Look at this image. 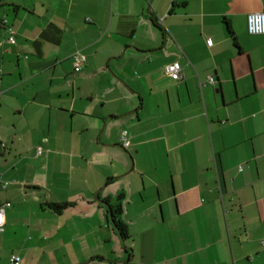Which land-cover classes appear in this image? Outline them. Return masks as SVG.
Returning <instances> with one entry per match:
<instances>
[{"label":"crops","instance_id":"0c3cea01","mask_svg":"<svg viewBox=\"0 0 264 264\" xmlns=\"http://www.w3.org/2000/svg\"><path fill=\"white\" fill-rule=\"evenodd\" d=\"M252 12L264 0H0V264H264Z\"/></svg>","mask_w":264,"mask_h":264},{"label":"built area","instance_id":"2783aa9c","mask_svg":"<svg viewBox=\"0 0 264 264\" xmlns=\"http://www.w3.org/2000/svg\"><path fill=\"white\" fill-rule=\"evenodd\" d=\"M247 31L252 36H264V12H252L249 13L247 16ZM8 43H14L15 37L12 35L9 37ZM211 44H213L211 42ZM74 60V70L76 72H79L82 70V67L86 61L85 56L81 53H75L73 55ZM165 72L168 76H170L174 81L181 82L184 78L182 73V67L180 63L173 62L168 64L165 67ZM208 82L210 84H214L215 80L213 77H209ZM121 142L125 149L129 148L131 143L129 140V137L126 132H123L121 135ZM4 146V145H3ZM42 153V149H38V154ZM8 185V182H6L3 187H6ZM8 204H0V233L4 231V228L6 226V206ZM11 263L12 264H21V258L13 255L11 257Z\"/></svg>","mask_w":264,"mask_h":264},{"label":"trees","instance_id":"16d2710c","mask_svg":"<svg viewBox=\"0 0 264 264\" xmlns=\"http://www.w3.org/2000/svg\"><path fill=\"white\" fill-rule=\"evenodd\" d=\"M227 26V30H228V34L230 35V37L232 38V40L236 41L234 33L232 32L229 24L226 23ZM119 201H121V198L119 199ZM108 203V201L106 202V204ZM109 207V212L113 218L114 221V227L117 230V232L120 234V236L124 239H128L129 238V232H128V227L127 225L122 221L121 216L123 213V207L121 203H118L116 206H112L110 204H107ZM72 204L70 203H65L63 205H58V204H52L50 205V208L52 210H54L55 212H62L64 210H66L67 208L71 207Z\"/></svg>","mask_w":264,"mask_h":264}]
</instances>
